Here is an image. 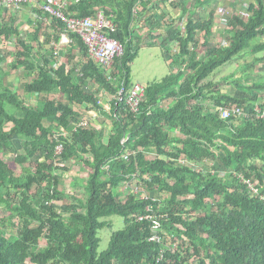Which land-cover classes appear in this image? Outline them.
<instances>
[{
    "label": "trees",
    "instance_id": "1",
    "mask_svg": "<svg viewBox=\"0 0 264 264\" xmlns=\"http://www.w3.org/2000/svg\"><path fill=\"white\" fill-rule=\"evenodd\" d=\"M58 1L65 2L68 17L98 9L111 16L110 37L123 53L101 68L70 34L66 51L56 54L60 20L21 4L38 17L25 39L20 23L5 19L0 7V37L19 45L10 68L23 69L31 78L24 93L40 99L26 105L11 90L0 56V153L12 151L20 165L18 175L9 173L0 156V207L8 214L0 218V264H264V81L248 83L264 62V0H250L246 18L226 17L227 44L207 48L203 57L199 36L212 32L216 0H159L161 6L156 0ZM168 7L181 11L177 21L165 18ZM162 20L164 31L156 38L176 48L167 57L171 71L144 86L132 114L113 98L121 85H133L130 64L140 46V40L133 43L135 31L144 28L154 46L152 33ZM59 55L66 61L55 67ZM239 60L240 69L223 78L228 89L220 91L210 77ZM97 90L105 93L108 110ZM54 94L60 98H48ZM231 106L252 119H222L218 110ZM89 111L98 116L75 131ZM57 144L63 147L59 155ZM73 162L89 174L65 194L60 180ZM133 175L139 195L124 194ZM245 182L256 183L257 192ZM64 200L68 204L56 205ZM149 214L161 216V244L148 240L151 220H138ZM111 216H121L124 226L99 253L97 234Z\"/></svg>",
    "mask_w": 264,
    "mask_h": 264
},
{
    "label": "rangeland",
    "instance_id": "2",
    "mask_svg": "<svg viewBox=\"0 0 264 264\" xmlns=\"http://www.w3.org/2000/svg\"><path fill=\"white\" fill-rule=\"evenodd\" d=\"M157 2L156 5H160V1L156 0ZM177 1V0H173ZM250 0H216L214 9H215V14H214V24L212 25V32L209 34V36H206V39L203 38V35L201 34L199 36L200 39V44L201 47L199 48V57H203L204 53L207 48L209 47H214L218 45H226V35L224 34V29H226V17L230 16L231 14H238L241 15L243 18L247 17V14L244 12V9L247 8L249 5ZM20 9V8H19ZM22 10V9H21ZM173 9L168 7L167 10H164V12H167L168 19L170 20L169 17H173L174 21H177L180 17L172 15L170 16V12ZM4 15L3 17L5 19H10V17H13L16 20V23H20V29L23 31V34L21 35L22 38H28V34H30L32 31L31 27H34L33 25V18L37 19L38 17L28 13L27 10H22L15 12L13 9H3L2 10ZM202 11L201 8H198L196 12ZM173 13V11H172ZM27 15V16H26ZM165 17V18H166ZM161 26V24H160ZM144 29V28H143ZM143 29H138L135 31L134 35L136 38L133 39V43H137L139 40L140 46L137 50L136 56L133 59V61L130 64V80L132 84H137L139 83L142 86L149 85L154 82H159L161 81L164 77H166L170 71H171V61L167 59L168 55H172L173 53H176V48L171 46V44H162L160 43L161 39L156 38L154 42V46L148 45L147 41H151L150 37L144 38V34L146 33L145 31H142ZM154 31L158 32L160 34V30L155 29ZM144 35V36H143ZM153 36V35H152ZM156 37V36H155ZM139 38V39H138ZM0 56L5 57V61L1 65L2 70L5 72V77H4V82L9 85L11 90L13 92H16V94L19 96V98L24 101L26 105H32L36 106L37 102L40 100L38 97H35L33 95H27L24 93L23 86L26 82L30 81V77H28L26 74L23 73V69L20 70H13L10 68V65L12 61H14V55L15 52L18 50L19 51V45L16 43L15 39H10V40H4L3 37H0ZM66 44H58L56 46V50L58 49V52H64L66 51ZM62 49V50H61ZM61 50V51H60ZM35 52H37V49H34ZM75 56H78L76 51L74 50L72 52ZM260 56L264 57V53L261 54ZM57 60V65L55 67H58L61 63H64L66 61L64 55H59ZM242 62L239 61H234L219 70H217L213 76L210 77V80L213 83H218L219 90L224 91L225 89L227 90L229 86H227L226 83L224 82L223 78L229 76L233 72L236 73V70H239L241 67ZM68 68L71 67L70 64H68ZM175 71V70H174ZM1 72V71H0ZM2 73V72H1ZM3 75V73H2ZM0 74V78L2 76ZM253 82H259V81H264V62L258 64L255 66V70L252 73V80L249 81L248 83ZM234 91V88H232ZM98 93V97L100 99V102L103 104L105 100L103 97L105 96L104 92H101L99 90L96 91ZM101 92V93H100ZM264 95V93H263ZM48 97V96H47ZM48 98L50 99H58L60 98L59 94H54L50 95ZM104 105V104H103ZM205 109H207V105L204 106ZM96 114L95 112H93ZM98 116V114H96ZM85 118H89V115L86 114L84 116ZM108 121L105 123L107 124ZM110 125L108 123V129ZM1 158L5 161L7 165V169L9 173H12L14 175H18L20 172V165L16 163L13 158V152H4L2 151L0 153ZM149 157H153L152 155H149ZM27 164H25L26 166ZM68 171H66L62 177H61V185L59 187L60 191L65 194H71L72 191V183L76 179H84L88 176L89 170L86 167H83L80 163L73 162L71 165L69 164L68 166ZM204 171L208 170V167L203 168ZM212 173L214 171L211 170ZM224 175V173H223ZM256 183H254L255 185ZM136 186V180L134 179L130 184L126 185L124 188V194L130 193V189ZM139 187V186H138ZM251 190V189H250ZM253 192V190H251ZM255 193V192H253ZM78 197V195L76 194ZM262 199H264L262 197ZM63 204H68L66 200L62 201L61 203L56 202V205L61 206ZM7 211L3 207H0V218H3L7 216ZM102 221L107 222V226L102 228L98 234L97 237L99 238V247H98V252L101 253L107 249L108 242L110 240L111 234L113 232H116L118 230H121L124 226V219L121 216H111L109 218H105ZM10 233L15 234L14 231L9 230Z\"/></svg>",
    "mask_w": 264,
    "mask_h": 264
},
{
    "label": "built area",
    "instance_id": "3",
    "mask_svg": "<svg viewBox=\"0 0 264 264\" xmlns=\"http://www.w3.org/2000/svg\"><path fill=\"white\" fill-rule=\"evenodd\" d=\"M21 4H27L28 6L36 7L39 11L43 14L48 15L51 19L60 20L64 24V30L60 35V44H70L71 41L69 39L70 34L77 35L87 51V57L97 66L101 68H106L112 65L114 60L120 57L123 53V46L120 42L110 37V34L114 32L115 26L102 11L96 12L92 16L88 17H68L65 15L66 5L65 2H60L58 0H43V2L36 6V0H2L0 1V7L6 8L7 6L15 7L17 9H21ZM56 48V47H55ZM56 54H58V49L56 50ZM109 97H107L108 99ZM144 98V86L140 85L139 83L133 84L129 90H125L124 85H121L119 88L116 97L113 99H117L118 102L123 101L125 105L128 107L129 111L132 114H137L139 111L140 103ZM108 102L111 99L107 100ZM100 105L103 106L106 110L109 109V105L106 102L101 103ZM220 113V117L222 119L228 120H238L239 118L243 117L245 119H252L249 115H245L243 111L237 106H231L229 108H221L218 110ZM89 111L87 114L89 118H81L79 121L74 125V130L77 129H87L90 127V118H96V114ZM96 113V112H95ZM260 118L264 117V112L259 116ZM257 118V117H256ZM125 140L123 139L121 144ZM62 144H57L55 146V155H59L62 152ZM130 153L123 154V159L127 160ZM136 178L135 175L132 176L131 182ZM130 182V183H131ZM129 183V184H130ZM248 184L249 188L253 190V192H257L254 185ZM128 185V184H126ZM125 185V186H126ZM130 192L136 195H139V188L136 184L135 187L130 189ZM140 198L147 199L144 195L140 196ZM147 211H150L148 208ZM160 215L156 214H149L146 216H141L138 218L139 221L142 220H151L152 227H151V235L149 237V241L156 242L161 244L162 238L160 237ZM163 245V244H162ZM162 256L159 258V260ZM158 260V261H159Z\"/></svg>",
    "mask_w": 264,
    "mask_h": 264
},
{
    "label": "crops",
    "instance_id": "4",
    "mask_svg": "<svg viewBox=\"0 0 264 264\" xmlns=\"http://www.w3.org/2000/svg\"><path fill=\"white\" fill-rule=\"evenodd\" d=\"M171 1H173V0H171ZM159 4H160V6L163 5V4H161V3H159ZM10 8H11V6H10V7L7 6L5 9L8 10V9H10ZM3 9H4V8H2V10H3ZM98 11H102V12L105 14V12H104L103 10H101V9H98L97 11H95L94 14H95L96 12H98ZM172 11H173V13H172ZM172 11H168V12H170V16H171V14H172V15H175V16H179V15H181V11H177V10H175V9H173ZM94 14H93V15H94ZM166 14H167V13H166ZM33 15H34V14H33ZM105 15H106V14H105ZM91 16H92V15H91ZM106 16H107V15H106ZM185 16H186V14H185ZM107 17H109L110 20H111L112 23H113L112 17H111V16H107ZM186 17H187V16H186ZM169 18H170V20H174L172 16L169 17ZM159 19H160V18H159ZM166 19L169 20L168 17H166ZM185 19H186V18H185ZM142 20H143V18L141 19V21H142ZM170 20H169V21H170ZM113 24H114V23H113ZM160 24H161V31H160V33H163V31H164V28H163V27L165 26L163 20H162V22H160ZM141 25H143V23H141ZM141 25H140V26H141ZM143 31H145V30L143 29ZM145 32H146V31H145ZM152 34H153L154 37L159 35V33L156 32V31H154V33H152ZM144 35H145V34H144ZM144 35H143V36H144ZM155 38H156V37H155ZM154 42H155V41H154Z\"/></svg>",
    "mask_w": 264,
    "mask_h": 264
}]
</instances>
